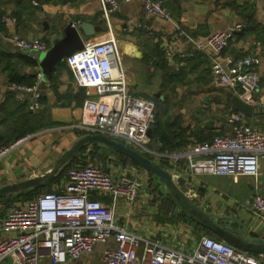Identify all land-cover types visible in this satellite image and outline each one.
<instances>
[{
    "label": "crops",
    "instance_id": "1",
    "mask_svg": "<svg viewBox=\"0 0 264 264\" xmlns=\"http://www.w3.org/2000/svg\"><path fill=\"white\" fill-rule=\"evenodd\" d=\"M118 1L119 7L111 14L109 20L102 14L100 0H28L26 3L25 0H8L0 6V39L4 43V48H0L4 54L2 67L10 68L3 70L0 66V107L3 106L0 109V135L7 136L12 133L9 124L17 120L12 119L16 117V107L26 104L16 99L17 91L7 82L11 76H35L28 85H36L41 94V106L37 110H49L50 119L59 123L57 126L29 134L25 141L0 160V187L47 172L54 160L82 134L76 129L82 118L83 103L87 92L95 94L93 89L78 87L75 84L67 58L56 65L49 77L44 76L40 59H36L31 51L19 48L10 40L14 33L29 39L48 41L51 47L55 40L64 35L68 23L80 25L90 22L95 26L96 32L84 36L85 43L114 36L122 53L132 92L153 100L158 97H150V89H155V83L159 82L161 90H167V95L161 99L166 98L168 105L180 108V111L175 113H172L171 108L161 112L169 130L180 132V128L183 129L181 137L175 139V142H182V148L176 152L162 151L165 153L184 152L195 144L210 142L216 134L231 132L227 122L228 116L236 112L242 113L230 101L231 96L236 93L217 81L211 59L198 51L193 42L181 34L182 31L195 40H203L212 32L244 22L246 28L234 35L224 50L222 59L227 56L236 59L254 54L262 58L257 67L261 86L253 94H247V97L256 102H264V0H163L171 19L157 18L146 13L138 0ZM14 53H26L36 64L31 65L20 55H11ZM39 72L42 73L40 80L37 76ZM24 82L27 84L25 80L20 83ZM196 87H199L200 91ZM182 88H185V92L181 91ZM246 102L253 105L252 115L246 116L242 113L246 120L250 124L263 126L264 108L250 100ZM190 104L192 110L196 109L200 115L192 117V112L189 115L181 111L183 106L188 109ZM147 144L153 149H158L152 143V128ZM150 157L171 172H178L187 165L185 160L176 161L167 157L158 159L151 155ZM259 158L258 176L240 175L236 178L227 175L184 174L187 187L193 185L196 190L195 195L189 196L186 193L187 196L214 217H223L226 225L240 231L248 228L264 238V218L256 215L252 206L247 205V201L256 194L264 195V154ZM141 169L144 170L142 167ZM66 172L59 175L53 183L52 191L63 189ZM148 177L150 180V176ZM152 177L154 186L144 192L149 201L140 202L131 208L120 205L119 221L146 234L159 232L162 227L169 228L189 244L199 239L201 234L211 236L201 231L197 226L200 224L189 217L179 205L176 204L171 211H162L161 199L154 189L155 184H159L158 190L164 193L165 190L160 180L153 175ZM42 185L0 196V234L3 233V219L12 203L19 199V194ZM99 197L107 202L111 201L107 196ZM207 230L216 236L215 239L222 240L217 234ZM111 245L113 238L106 243H97L92 251L79 258L70 257L62 264H102L103 250ZM2 264L16 262L8 257ZM39 264L57 263L44 256Z\"/></svg>",
    "mask_w": 264,
    "mask_h": 264
},
{
    "label": "built area",
    "instance_id": "2",
    "mask_svg": "<svg viewBox=\"0 0 264 264\" xmlns=\"http://www.w3.org/2000/svg\"><path fill=\"white\" fill-rule=\"evenodd\" d=\"M138 1L146 13L171 19L163 0ZM100 2L102 14L109 20L118 9L119 1ZM245 28L244 22H238L208 34L203 40H195L185 31L181 34L211 59L214 74L221 85L243 100L264 108V102L247 97L261 86L257 67L262 58L254 54L222 59L234 35ZM10 40L27 51H47L50 48L46 41L29 39L18 33H14ZM67 63L75 84L95 92H87L83 103L82 118L77 124L83 133L105 134L158 159L185 160L187 165L178 172L169 170L173 176L208 174L237 178L259 175V157L264 154V125L250 124L239 112L228 116L231 132L216 134L210 142L195 144L189 150L173 154L151 148L147 143L148 132L156 120L155 102L132 92L114 36L85 43L82 49L67 57ZM37 76L40 80L42 73ZM10 86L17 91L19 102L26 103L30 110L40 108L41 94L36 85L13 82ZM28 137L0 146V160ZM112 167L107 170L94 162L77 164L67 170L61 191L43 192L13 205L2 223L0 264L8 257L16 264H39L44 256L62 264L70 257H81L92 251L97 243H106L110 238H113V245L104 248L102 264H264V255L239 249L206 234L189 244L169 228L162 227L158 233L146 234L120 222V205L131 208L149 201L144 192L148 190L150 180L148 173L135 165L119 166L117 170ZM186 193L195 195L193 185L188 186ZM99 196H107L111 201ZM247 205L264 218V195L256 194Z\"/></svg>",
    "mask_w": 264,
    "mask_h": 264
},
{
    "label": "water",
    "instance_id": "3",
    "mask_svg": "<svg viewBox=\"0 0 264 264\" xmlns=\"http://www.w3.org/2000/svg\"><path fill=\"white\" fill-rule=\"evenodd\" d=\"M95 32V26L90 22H83L80 25L70 22L65 28L64 35L60 39L55 40L46 52L32 50L31 54L36 59H40L43 74L49 77L59 62L65 60L75 50H80L84 47V36L93 35ZM230 101L244 115H252L253 105L244 101L238 95L231 96ZM150 131L151 129L148 134H150ZM90 144H98L101 148L129 157L148 173L158 178L163 184L165 193L195 222L211 230L222 240L239 249L264 255V238L259 237L257 232L248 228L240 231L231 225H226L223 217H214L190 199L186 194L188 187L184 176H173L168 169L164 168L150 156H147L122 140L110 138L101 133L84 132L80 134L54 160L52 167L47 172L18 183L6 184L0 187V196L51 182L65 166L73 161L83 147Z\"/></svg>",
    "mask_w": 264,
    "mask_h": 264
},
{
    "label": "trees",
    "instance_id": "4",
    "mask_svg": "<svg viewBox=\"0 0 264 264\" xmlns=\"http://www.w3.org/2000/svg\"><path fill=\"white\" fill-rule=\"evenodd\" d=\"M8 0H0V6L4 3H6ZM28 2V0H25V3ZM2 12L0 11V14ZM48 42V41H47ZM49 44V42H48ZM4 43L0 39V48L3 47ZM50 45V44H49ZM3 52L0 50V66L2 67L3 64ZM11 55H20L24 60L29 62L31 65H35V61L33 58H31L28 54H18L14 53ZM162 59V58H161ZM3 70L10 69L7 67H2ZM35 76H32L27 78V77H21V78H16L14 76H11L9 79H7V82L13 83V82H22L23 80L27 81V84H30L29 82L32 83L34 80ZM52 78V77H51ZM53 79V78H52ZM26 83V82H24ZM155 109H157L156 113V122L152 125V143L153 145L157 146L159 150L161 151H169V152H176L180 148H182L183 144L182 142H175V139L178 137H181L183 134V129L180 128V132L174 131V130H169L170 128L165 126V122L162 118L161 112H165L168 108V99H161V98H155ZM7 101V100H6ZM8 102V101H7ZM167 107V108H166ZM3 108V106L0 107V109ZM17 113L16 117L12 119H17L16 121H13L12 124L10 125V121L8 122L10 133L7 136L0 135V146H6L9 145L12 142L17 141L18 139L29 135L31 133L37 132L43 128L46 127H54L57 126L59 123L53 121L50 119V114L49 110L47 109H42V110H30L26 104H19L17 107ZM76 131L80 134L83 133L82 131L76 129ZM212 136V135H211ZM176 137V138H175ZM210 137V136H209ZM208 137V138H209ZM207 138V139H208ZM147 156H150L147 153H144ZM89 162H94L97 163L98 165L103 166L105 169L109 170L110 165L114 166H122L123 168L129 166V165H135L137 167H140L136 162L131 160L129 157L120 154L115 151H109L104 148H101L98 144H90L86 145L83 147V149L76 155V157L73 159V161L66 166L63 170L62 173L59 175H62L65 173L69 168L80 164V165H85ZM145 170V169H144ZM67 173V172H66ZM59 175L49 184H44L42 187L39 188H32L29 189L25 192H22L19 194V199H17L15 202L12 203L11 206L15 205L16 203L20 201H24L27 199H31L40 193L43 192H49L53 190V183L57 181ZM150 176V184L151 187L154 186L152 175L148 173ZM152 179V181H151ZM158 183L155 184V190L159 194V198L161 199V210L162 211H171L176 207V203L167 195L165 194L162 190H158ZM183 216L187 217L183 212H181ZM198 228L201 231L207 232L211 236H216L208 231L206 228L197 225Z\"/></svg>",
    "mask_w": 264,
    "mask_h": 264
},
{
    "label": "rangeland",
    "instance_id": "5",
    "mask_svg": "<svg viewBox=\"0 0 264 264\" xmlns=\"http://www.w3.org/2000/svg\"><path fill=\"white\" fill-rule=\"evenodd\" d=\"M160 83L158 82L157 84L155 83V85H156V87H155V89H150V97H158V98H164V96H166L167 95V90L166 91H162L161 90V87H160V85H159ZM197 88V90L198 91H200L199 90V87H196ZM182 92H185V88L183 89L182 88V90H181ZM150 99V98H149ZM154 100V99H153ZM155 101V100H154ZM175 102H176V100H174ZM169 107L167 108L168 110H170V108L172 109V113H175V112H179L180 111V108H178L177 106H174V105H168ZM187 107H188V105H187ZM192 105L190 104V106H189V108L188 109H186V107L184 108V106H183V108L181 109V111L183 112V113H185L186 114V112L189 114V115H191V112L193 113V115H191L192 117H194V116H198V115H200L199 113H197L196 111V109L195 110H192ZM171 113V114H172ZM117 167L118 166H114V167H112V170H115V169H117ZM149 187L150 188H152L151 187V184H150V182H149Z\"/></svg>",
    "mask_w": 264,
    "mask_h": 264
}]
</instances>
